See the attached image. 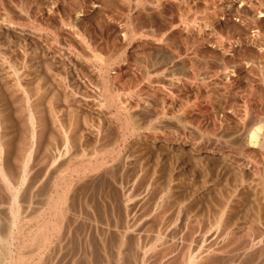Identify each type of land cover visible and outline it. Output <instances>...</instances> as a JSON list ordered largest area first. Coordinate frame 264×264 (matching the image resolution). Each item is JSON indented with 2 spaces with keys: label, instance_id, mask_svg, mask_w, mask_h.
<instances>
[{
  "label": "rangeland",
  "instance_id": "374dc122",
  "mask_svg": "<svg viewBox=\"0 0 264 264\" xmlns=\"http://www.w3.org/2000/svg\"><path fill=\"white\" fill-rule=\"evenodd\" d=\"M0 78L16 179L7 188L0 178V221L23 224L11 248L24 264H181L225 205L239 237L211 262L257 260L246 249L255 232L264 246V0H0ZM30 112L39 113L35 158ZM66 150L94 170L57 181L60 192L72 181L77 222L66 218L67 233L40 245L56 193L48 163Z\"/></svg>",
  "mask_w": 264,
  "mask_h": 264
},
{
  "label": "bare ground",
  "instance_id": "6f19581e",
  "mask_svg": "<svg viewBox=\"0 0 264 264\" xmlns=\"http://www.w3.org/2000/svg\"><path fill=\"white\" fill-rule=\"evenodd\" d=\"M5 68V67H4ZM3 71V70H2ZM10 72V71H9ZM7 73H8V71L7 72H5V73H3V74H5L4 76H7ZM11 73H13V72H11ZM15 73V72H14ZM19 75V74H18ZM18 77V76H17ZM6 78V77H5ZM8 78V77H7ZM1 79V78H0ZM14 79V78H13ZM15 81V80H14ZM11 82V81H10ZM22 82V81H21ZM13 83H15V82H13ZM17 84V83H16ZM14 85V84H13ZM18 90V89H17ZM32 90V89H31ZM33 91V90H32ZM7 94V93H6ZM34 94V93H33ZM24 95V94H23ZM9 96V95H8ZM19 96V95H18ZM26 96H28V95H26ZM25 96V97H26ZM31 96H32V94H31ZM34 96V95H33ZM21 97V96H20ZM30 97V96H29ZM28 97V98H29ZM27 98V97H26ZM18 99V98H17ZM14 100V99H13ZM12 100V101H13ZM21 99H19V101H20ZM29 100V99H28ZM30 100H31V97H30ZM108 100L110 101V104L112 103V104H114V102H115V97L113 96V94L112 95H110L109 96V98H108ZM9 102V101H8ZM33 104V103H32ZM5 105V104H4ZM117 106V105H116ZM35 107V106H34ZM36 107H38V105H36ZM0 108H1V106H0ZM7 109V108H6ZM9 110V109H8ZM33 110V109H32ZM34 110H36V109H34ZM7 111V110H6ZM21 111V110H20ZM37 111H39V110H37ZM41 111V110H40ZM30 113H32V112H30ZM119 113V112H118ZM3 114V113H2ZM8 114V113H7ZM135 114V113H134ZM37 115H39V113L37 114ZM35 113H32V114H30L29 115V117H28V122H29V124H28V126H29V128H30V133H31V147H30V149H29V153H28V156L29 157H31V158H35L38 154H39V151H40V147H41V145H39V147H38V140L40 141V138H41V136H39V133H38V128H39V121H38V118H36V116H37ZM44 115V114H43ZM6 116V115H5ZM5 116H4V118H5ZM20 116V115H19ZM7 117V116H6ZM26 117V116H25ZM39 117V116H38ZM45 117V116H44ZM130 118L131 119H129V117H128V120H126L125 121V125H126V127L128 126V127H132V123H134V121H135V116L134 115H131L130 116ZM11 119V118H10ZM23 119V118H22ZM46 119V118H45ZM132 120V121H131ZM45 121V120H44ZM3 123V122H2ZM1 122H0V178H1V180L3 181V182H1V183H3L2 185H5L7 188H9V183H10V180H13V179H15V173H14V176L11 174L12 173V170H10V160H9V157H10V154H9V152H8V146H9V140H7V137H5L6 135H5V128L3 127L4 125L2 124ZM46 123V122H45ZM41 124H42V121H41ZM14 125V124H13ZM21 125V124H20ZM18 126V125H17ZM67 126V125H66ZM127 127V128H128ZM19 128V127H18ZM22 128H24V127H22ZM64 128H66V127H64ZM132 128H134V125H133V127ZM69 129V128H68ZM20 132H21V130H20ZM72 132V131H71ZM10 133V132H9ZM17 133H18V131H17ZM9 135V134H8ZM21 135V134H20ZM28 135V134H27ZM48 135V134H47ZM69 135H70V133H69ZM18 136V135H17ZM125 136V135H124ZM16 137V136H15ZM63 137V136H62ZM67 138V137H66ZM119 138V137H118ZM120 138H121V136H120ZM252 138H254V139H258L259 138V134L258 133H254V135H253V137ZM63 139V138H62ZM24 140V139H23ZM70 140V139H69ZM72 140V139H71ZM123 140H124V138H123ZM17 141V140H16ZM119 141V140H118ZM63 142V141H62ZM61 142V143H62ZM68 142V141H67ZM70 143H72L71 141H70ZM63 144V143H62ZM67 145L69 144V143H66ZM64 145V144H63ZM263 145H264V141H263ZM72 146V145H71ZM77 146V145H76ZM107 146V145H106ZM105 146V147H106ZM65 147H67V146H65ZM108 147V146H107ZM24 148V147H23ZM26 148V147H25ZM61 149V148H60ZM67 149V148H66ZM27 150V149H26ZM100 150H104V146H103V149H100ZM11 151V150H10ZM63 151V150H62ZM67 151V152H66ZM64 153H62V155H60V157L58 158L57 157V155H56V159H53V161L51 162L50 161V164L48 163V170H49V174H50V171L53 173L52 174V177H53V180H54V182H55V184L56 185H54L55 187H56V193H54V194H52L51 196H50V198L48 199V202H46L47 204H49V208H48V211L47 210H45V211H47L48 212V216H47V218L44 220V226L43 227H39V230H38V233H41L42 234V236H40V239H39V237H38V239L40 240V241H38L37 243H41L42 245H44L45 246V243H47L48 244V242H49V239H51V238H53L55 235H57V234H59L60 236H62V235H64V234H62L63 232H66L67 233V230L66 231H64V229L65 228H63L64 227V223H65V221H66V218H68L69 220L68 221H70V223L71 222H77V218L76 217H74V218H76V219H74V220H71L70 218H69V214H70V212H72L71 210H74V208L75 207H71L70 205H69V197L71 196V194L69 193V189L71 188V186H72V184H71V182L69 181V182H64V183H66V184H68L69 186L66 188V189H64V188H62L63 190H62V192H60L59 191V189H60V187L57 185V181H60V180H62V181H64L66 178H65V176L66 175H69V173H70V171H72V172H76V173H78V172H82V171H84V173L82 172V175H84L85 174V172H90L91 170H94V167L93 166H91V164L90 163H88L87 164V166L86 165H81V166H79L78 164H81L82 163V161H83V159H82V157L81 156H83L84 155V153H83V155H80L79 153H70V150H66ZM77 151V150H76ZM79 151V150H78ZM106 152V151H105ZM56 153V152H55ZM108 153V152H107ZM59 154V153H58ZM78 155H79V157H80V159H79V161L77 160V158H78ZM106 155V154H105ZM104 155V156H105ZM123 155V154H122ZM50 156V155H49ZM53 157V156H52ZM21 158V157H20ZM106 158V157H105ZM24 159V158H23ZM49 159L51 160V157H49ZM48 159V160H49ZM82 159V160H81ZM88 159V158H87ZM121 159V158H120ZM128 159V158H127ZM33 160V159H32ZM35 160V159H34ZM85 160H86V158H85ZM47 161V160H46ZM105 161V160H104ZM123 161H125V159L123 160ZM29 162V161H28ZM9 163V164H8ZM33 163V162H32ZM31 163V164H32ZM38 163V162H37ZM41 163V162H40ZM103 163V162H102ZM126 163V162H125ZM30 163H27V164H23L22 166H23V168H21L19 165V171H18V169H17V174L19 173L20 174V177H16L17 178V183H18V185L20 186L21 184H26L27 183V181H28V177L29 176H31L30 175V173L31 172H28V170H27V165H29ZM36 164V163H35ZM84 164H86L85 162H84ZM101 166H102V164H100ZM122 165H123V163H122ZM76 166H78V167H76ZM100 166V167H101ZM124 166V165H123ZM12 167V166H11ZM36 167H38V169H40L39 168V166H37L36 165ZM83 167V168H82ZM118 167H120V166H118ZM127 167V166H126ZM29 168V167H28ZM34 168V167H33ZM33 168H31V170H33ZM47 168V167H46ZM35 169V168H34ZM98 170H99V168H97ZM101 169V168H100ZM96 171V170H95ZM14 172H16V171H14ZM69 172V173H68ZM97 172V171H96ZM108 172H109V170H108ZM39 173V172H38ZM68 173V174H67ZM106 173V172H105ZM18 174V175H19ZM124 174V173H123ZM51 175V174H50ZM71 175V174H70ZM77 175V174H76ZM90 175V174H89ZM121 175V174H120ZM72 176V175H71ZM85 176H88V175H85ZM125 176V175H124ZM49 177V176H48ZM47 177V178H48ZM77 177H78V175H77ZM91 177V176H90ZM51 178V176L49 177V179ZM61 178V179H60ZM73 178V177H72ZM132 178H134V177H132ZM10 179V180H9ZM82 179H85V178H82ZM81 179V180H82ZM87 179V178H86ZM131 179V178H130ZM16 180V179H15ZM30 180V179H29ZM67 180V179H66ZM41 181V180H40ZM47 181H49V180H47ZM52 181V180H51ZM80 181V180H79ZM16 183V182H15ZM15 183H12L13 185L15 184ZM52 183V182H51ZM76 183V182H75ZM126 183H127V181H126ZM128 183H129V181H128ZM132 183V182H131ZM12 184H10V185H12ZM30 184V183H29ZM78 184V183H77ZM61 185V184H60ZM74 186V185H73ZM126 186V185H125ZM2 187H4V186H2ZM5 187V188H6ZM25 187V186H24ZM23 187V188H24ZM53 187V186H52ZM55 187H53V188H55ZM133 187V186H132ZM20 188V187H19ZM42 188V187H41ZM77 187L75 186V189H76ZM131 188V187H130ZM1 189V188H0ZM16 189V188H15ZM34 189V188H33ZM36 189V188H35ZM34 189V190H35ZM58 189V190H57ZM71 190H72V188H71ZM131 190V189H130ZM132 191V190H131ZM7 192V191H6ZM16 194H19V190L17 189L16 191ZM33 192V191H32ZM9 193H10V191H9ZM14 193V192H13ZM26 193V192H25ZM6 194V193H5ZM16 194H15V197H16ZM39 194V193H38ZM70 194V195H69ZM75 194V193H74ZM3 195V194H2ZM10 196V195H9ZM9 196H8V198H9ZM14 196V195H13ZM22 196H23V194H22ZM24 196H25V194H24ZM124 196V195H123ZM127 196V195H126ZM5 197H6V195H5ZM11 197V196H10ZM4 198V197H3ZM2 198V200H4ZM13 198V197H12ZM19 198V197H18ZM129 199V198H128ZM16 200H17V198H16ZM20 201V200H19ZM26 201V200H25ZM13 202V201H12ZM15 202V201H14ZM27 202V201H26ZM31 203V202H30ZM72 203V202H71ZM133 204H134V202H133ZM14 205V204H13ZM15 205H16V203H15ZM128 205H130V204H128ZM20 206H21V204H20ZM15 207H17V206H15ZM24 207V206H23ZM25 207H30L29 205L28 206H25ZM32 207V206H31ZM14 208V207H13ZM225 208H226V205H225ZM224 207H223V209L221 210V212L219 213L220 215H219V217L216 219V221L214 222V223H212V224H210V226H208V227H206L205 229H202V231L200 232V237H199V239H197V241L200 243L199 244V246L196 248V249H193V247H192V243H193V241H195V239L194 240H191V243H185L186 245V248H184L183 249V252H185V253H183V255L184 256H182L183 258H182V262H181V264H214V263H212L211 261L213 260V262H214V260L216 259V257L218 256V254H223V253H226L227 252V248H230V247H233V244H236L235 242L237 241L236 239L239 237L238 235L236 236V233H234V230L232 231V229L229 227V225H226V223L227 222H225V213H226V210H227V208L225 209ZM133 209V208H132ZM15 210V209H14ZM26 210V209H25ZM25 210H23V211H25ZM5 211V210H4ZM22 210H21V212L22 213H24ZM129 211V210H128ZM16 212H18V213H20V214H22L21 212H19V210L17 209L16 210ZM15 212V213H16ZM26 212V211H25ZM43 213V212H42ZM45 213V212H44ZM130 213V212H129ZM46 214L47 213H45V217H46ZM12 215V214H11ZM76 215V214H75ZM0 216H1V214H0ZM16 216H17V214H16ZM18 216H20V215H18ZM25 216V215H24ZM31 216V215H30ZM39 216V215H38ZM80 216V215H79ZM26 217V216H25ZM40 217V216H39ZM73 217V216H72ZM135 217V216H134ZM5 218V217H4ZM4 218H2V220L4 219ZM13 218V217H12ZM15 218V217H14ZM33 218V217H32ZM190 218V217H189ZM1 219V218H0ZM9 219H7V221H8ZM20 220H23V219H20ZM20 220H19V222H20ZM32 220H34V219H32ZM190 220L191 219H189V222H190ZM4 221V223H6L7 225H3V222L2 221H0V223L5 227H2V225H1V227L0 228H4V229H6V232L5 233H3V230H1L0 229V264H24V258L25 259H27L26 257H24V256H20V254L18 255L17 253L15 254L14 252V247H13V249L11 248L12 247V245L14 244V241L13 242H11V238L12 237H14V234L15 233H13V231L15 230V229H17L18 228V225H21V224H18V222H17V220L16 219H14V220H9L8 222H5L6 220H3ZM29 221H30V219H29ZM40 221V220H39ZM192 221H194V220H192ZM35 222V221H34ZM133 222H134V219H133ZM189 222H187V223H189ZM37 223V222H36ZM69 223V224H70ZM191 223V222H190ZM42 224V223H41ZM73 224V223H72ZM76 224V223H75ZM135 224V223H134ZM23 225V224H22ZM22 225H21V227H22ZM25 225V224H24ZM33 225V224H32ZM39 225V224H38ZM133 225V224H132ZM189 225H191V224H189ZM65 226H70L71 227V225H65ZM92 226V225H91ZM24 227V226H23ZM35 227V226H34ZM38 227V226H37ZM36 227V228H37ZM69 227V228H70ZM204 227V226H203ZM68 228V229H69ZM132 228V227H131ZM21 229V228H20ZM19 229V230H20ZM34 229V228H33ZM72 229V228H71ZM71 229H69V230H71ZM110 229V228H109ZM200 230H201V228H199ZM68 230V231H69ZM132 230V229H131ZM72 231V230H71ZM70 231V232H71ZM19 232V231H18ZM25 232V231H24ZM27 233V232H26ZM32 233V232H31ZM37 233V232H36ZM35 233V234H36ZM132 233V232H131ZM187 233V232H186ZM185 233V234H186ZM72 234V233H71ZM185 234H184V236H185ZM257 234L258 233H256L255 232V234L254 233H250V235H248V244H250V246L247 244V246H249L246 250H247V252H249V253H246V256H249V255H252L253 253H254V255H256V257H257V260H255V259H253L254 261H256V262H251V263H255V264H257V262L258 261H260V260H262L261 258H263V253H264V246H263V244H262V238H261V236H259V237H257ZM31 235V234H30ZM256 235V236H255ZM260 235V234H259ZM21 236H22V233H21ZM36 236L34 237V239L36 238ZM67 236V235H66ZM69 236V235H68ZM247 236V235H246ZM245 236V237H246ZM33 237V236H32ZM69 237H71V236H69ZM206 237H209V238H207V239H210V241H212L213 242V240H215L214 242L215 243H211V245L210 246H207V244L205 243L207 240L205 239ZM23 238V237H22ZM58 239H60L59 237H57ZM62 238V237H61ZM15 239V238H14ZM29 239V238H28ZM33 239V240H34ZM205 239V240H204ZM243 239H244V237H243ZM22 240V239H21ZM20 240V241H21ZM56 240V239H55ZM64 240V239H63ZM68 240V239H67ZM66 240V241H67ZM185 240H186V238H185ZM216 240L217 241H219V242H221V246H214V244L216 245ZM240 240V239H239ZM26 241V240H25ZM28 241V240H27ZM31 241V240H30ZM196 241V242H197ZM22 242V241H21ZM189 242V241H188ZM239 242V241H238ZM243 242V241H242ZM247 242V241H246ZM20 243V242H19ZM24 243V242H23ZM121 243V242H120ZM16 244H18L17 243V241H16ZM15 244V245H16ZM25 244V243H24ZM28 244H30V242L28 243ZM35 244V243H34ZM33 244V245H34ZM39 244H37V245H39ZM40 244V245H41ZM56 244V243H55ZM58 244V243H57ZM128 244V243H127ZM239 244H240V242H239ZM245 244V243H244ZM19 245V244H18ZM26 245H27V243H26ZM31 246H32V244H30ZM30 245H28L27 246V248L28 247H30ZM37 245H35L36 247H37ZM232 245V246H231ZM44 246H42L43 248H44ZM53 247V249H55V245L53 246L52 244L51 245H47L46 246V248H52ZM61 246V245H60ZM122 246V245H121ZM236 246V245H235ZM16 247V246H15ZM57 247V246H56ZM62 247H63V245H62ZM244 247H245V245H244ZM243 247V248H244ZM20 248H22L21 246H20ZM26 248V251L29 249H27ZM31 248H35L34 246H32V247H30V250H31ZM41 249V247L39 246L38 247V249ZM129 248V247H128ZM195 248V247H194ZM237 248H239V246L237 247ZM236 248V249H237ZM22 249H24V248H22ZM36 249V248H35ZM38 249H36V251L38 250ZM39 249V250H40ZM57 249H58V247H57ZM227 249V250H226ZM231 249V248H230ZM38 250V251H39ZM63 250V249H62ZM234 250V249H233ZM238 250V249H237ZM240 250V249H239ZM25 251V250H24ZM25 251V252H26ZM35 251V250H34ZM51 251V250H50ZM64 251V250H63ZM124 251H126V250H124ZM18 252H21V251H18ZM31 252H33L32 250H31ZM42 252V251H41ZM60 252H61V250H60ZM59 252V253H60ZM131 252V251H130ZM186 252H187V254H186ZM246 252V251H245ZM23 253V252H22ZM21 253V254H22ZM27 253H29L30 254V251L28 250L27 251ZM35 253V252H34ZM39 253H40V251H39ZM49 253V252H48ZM52 253V252H51ZM62 253V252H61ZM182 253V252H181ZM231 253V252H230ZM25 254V253H24ZM33 254V253H32ZM42 254V253H41ZM56 253H54L53 255H55ZM120 254V253H119ZM130 254V253H129ZM237 254V253H236ZM57 255V254H56ZM128 255V254H127ZM217 255V256H216ZM36 256V255H35ZM49 256V255H48ZM51 256V255H50ZM235 256V255H234ZM238 256V255H237ZM240 256H241V254H240ZM243 256H244V254H243ZM24 257V258H23ZM33 257L34 256H32V261H33ZM43 256H41V258H42ZM124 257V256H123ZM47 258V257H46ZM224 258V257H223ZM236 258H238V257H236ZM254 258V257H253ZM43 259V258H42ZM68 259V258H67ZM76 259V258H75ZM220 259V258H219ZM219 259H217L216 261H219ZM246 259V258H245ZM31 260V259H30ZM35 260V259H34ZM44 260V259H43ZM49 260V259H48ZM73 260V259H72ZM76 260H78V259H76ZM224 260H226V259H224ZM40 261V260H39ZM58 261V260H57ZM74 261V260H73ZM72 261V262H73ZM221 261H223V259L221 260ZM230 261H231V259H230ZM235 261H237V260H235ZM251 261H252V259H251ZM263 261H264V258H263ZM263 261H260V262H263ZM46 262H47V260H46ZM49 262V261H48ZM53 262V261H52ZM51 262V263H52ZM62 262V261H61ZM76 262V261H75ZM78 262V261H77ZM211 262V263H210ZM229 262V261H228ZM259 262V263H260ZM39 263H41L42 264V262H39ZM55 263V262H54ZM74 263V262H73ZM73 263H71V264H73ZM221 263V262H220ZM234 263V262H233ZM25 264H26V261H25ZM29 264V263H28ZM31 264V263H30ZM36 264H38V263H36ZM46 264V263H45ZM53 264V263H52ZM224 264V263H223ZM232 264V263H231ZM262 264V263H261ZM263 264H264V262H263Z\"/></svg>",
  "mask_w": 264,
  "mask_h": 264
}]
</instances>
